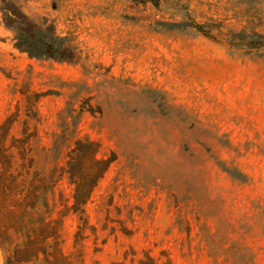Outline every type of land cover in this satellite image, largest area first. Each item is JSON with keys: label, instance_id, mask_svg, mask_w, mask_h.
Wrapping results in <instances>:
<instances>
[{"label": "rangeland", "instance_id": "obj_1", "mask_svg": "<svg viewBox=\"0 0 264 264\" xmlns=\"http://www.w3.org/2000/svg\"><path fill=\"white\" fill-rule=\"evenodd\" d=\"M242 30L264 34V0H0V125L57 170L44 196L67 255L264 264V47L231 45ZM78 139L113 160L77 244Z\"/></svg>", "mask_w": 264, "mask_h": 264}, {"label": "trees", "instance_id": "obj_2", "mask_svg": "<svg viewBox=\"0 0 264 264\" xmlns=\"http://www.w3.org/2000/svg\"><path fill=\"white\" fill-rule=\"evenodd\" d=\"M44 41L49 43L50 40ZM230 43L245 45L250 50L261 49L264 47V34L242 30L232 35ZM17 46L24 47L31 56H51L43 47L36 49V44L28 41L23 33L17 35ZM53 48L49 46L51 52H54ZM12 122L9 117L0 125V248L5 254V264L33 261H42L44 264H83L80 249L69 255L62 250L59 222L51 217L44 196L49 185H55L59 176L57 170L47 175L33 171V159L28 157V147L23 138L12 136L11 143L7 144ZM98 151L96 142L76 140L68 153L66 168L63 169L74 185L68 209L79 214L81 220L75 234L77 244L83 238L88 224L85 205L113 160L100 157ZM132 264H156V259L146 253V258Z\"/></svg>", "mask_w": 264, "mask_h": 264}]
</instances>
